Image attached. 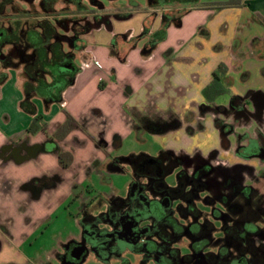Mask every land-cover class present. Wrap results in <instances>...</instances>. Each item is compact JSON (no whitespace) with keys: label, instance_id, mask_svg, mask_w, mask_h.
<instances>
[{"label":"crops","instance_id":"1","mask_svg":"<svg viewBox=\"0 0 264 264\" xmlns=\"http://www.w3.org/2000/svg\"><path fill=\"white\" fill-rule=\"evenodd\" d=\"M126 8L128 5L123 10ZM212 8L199 4L188 10L179 25L166 28L165 38L149 52L143 49L161 25L160 12L148 19L146 35L141 33L150 10H135L125 19L108 16L109 27L99 24L82 35L84 47L75 54L79 59L77 71L58 99L45 101L41 93L26 96L22 78L13 73L0 81V264L53 261L59 245L41 259L28 255L25 246L32 244L30 238L48 224L58 206L70 199L72 183L85 185L94 179L108 184L112 180L111 169L106 174L108 179L85 170L94 161L96 167L106 166L126 135L144 131L164 135L178 130L184 143L166 148L189 153L188 136L195 132L190 127L197 123L199 107L209 106L214 110L202 118L201 132H208L212 139L208 151L221 148L214 120L215 114L219 118L224 115L215 108H228L232 97L238 106L248 93L264 96V0H239L227 5L218 9L224 13L221 18ZM15 79L19 80L17 84ZM250 104L247 102L248 107ZM66 112L80 124L60 142L61 149L72 154L67 168L59 165L58 151L41 149L20 159L12 157L10 145L52 136ZM36 115L41 120L36 130L29 131ZM173 119L181 126H158L152 131L144 125L145 121ZM253 128L252 122L236 131L251 134ZM53 174L58 176L54 184L38 195H32L24 186L31 179H46ZM50 201L53 203L48 204ZM20 203L24 205L22 210Z\"/></svg>","mask_w":264,"mask_h":264},{"label":"trees","instance_id":"2","mask_svg":"<svg viewBox=\"0 0 264 264\" xmlns=\"http://www.w3.org/2000/svg\"><path fill=\"white\" fill-rule=\"evenodd\" d=\"M33 1L0 0V55L11 56L18 63L29 60L26 69L32 75V82H36L35 79L41 73H47L49 82L41 80L39 92L42 94V90L47 89L45 91L50 92L51 98L58 99L60 91L72 82L77 68L69 82H62L54 90L50 88L60 79L63 71L70 70L66 69V65L73 66L72 52L84 47L82 35L92 30L94 25L104 24L109 27V17L102 12L104 6L101 0H38V8L31 11ZM60 1L66 6L58 7ZM238 1L230 0L228 4L217 7L235 5ZM20 2L28 4L29 8L19 5ZM146 3L145 8L150 11L144 20L141 35H146L149 30L148 19L157 12L161 13V25L152 33L149 45L143 49L149 52L165 38L166 28L171 24L179 25L184 13L197 6L199 0H146ZM137 7L134 0H129L128 8L113 13V16L118 19L128 18ZM1 63L4 67H14L5 61ZM5 77L2 74L0 81ZM213 77H217V70L213 72ZM26 85L24 83V90H27ZM39 120L40 115L32 118L29 131L37 129L36 123ZM76 126L78 122L66 112L64 121L56 128L54 135L63 138ZM71 161L70 153L58 154L61 167H68ZM185 184L187 180L184 179L178 187H166L171 196L176 195L182 201L177 210L183 221L169 217L162 228L155 230L148 225L143 232L146 244L138 242L130 248L131 251L144 255L146 260H152L146 264H264V206L256 199L254 190L249 186H239L241 190L235 192L238 195L236 201H224L222 206L211 198V215L218 219L220 217L225 226L222 233H219L214 232L215 226L211 219L209 221L204 217L206 208L202 204H187L191 197ZM174 189L179 190V193L175 194ZM190 213L193 217L200 216V220L195 222L194 228L185 232L184 220H188ZM156 222L161 221L156 218L150 224L157 226Z\"/></svg>","mask_w":264,"mask_h":264},{"label":"flooded vegetation","instance_id":"3","mask_svg":"<svg viewBox=\"0 0 264 264\" xmlns=\"http://www.w3.org/2000/svg\"><path fill=\"white\" fill-rule=\"evenodd\" d=\"M72 53L71 64L73 66L70 65L69 67V65H66V69L68 68L70 70L61 73L60 79L51 86V90L60 86L62 82L70 81L71 75L77 68L74 61L76 51ZM1 61L12 64L14 66L13 69L21 67L18 73L20 76H23V84H27V90H25L26 96L29 97L35 93H40L38 88L42 82L41 80H47V73H41L35 79L36 82H32L30 79L32 75L26 69L29 60L25 63H18L11 56L0 55ZM47 81L49 82V80ZM39 95H42L41 97L43 98L45 97V101L51 98L50 92L45 90H42V94ZM245 97V99L242 98L238 106L233 104L235 98L232 97L228 108L224 106L222 108H215V111L224 115L219 118L217 117L218 114H215L214 120L220 135L221 148L207 150L205 153H203L204 150L198 148L191 149L189 153H175L172 151L169 153V159L167 160L150 161L152 165L149 162H140L137 170L141 174L137 180L131 181L132 184L126 202L120 205H112L109 209V216L106 219L102 215L84 216L78 223V233L67 235L65 240L59 243L60 250L54 252L55 258L53 261L49 260L44 264H54L53 262L55 261L57 262L56 264H79L90 249L96 250L102 257L104 255L103 251L106 250H110L109 253L115 252L118 254L119 250H124L125 247L130 249L138 242L143 245L146 244V239L143 238V232L146 231L148 225L155 230L162 228V224L167 223L169 217L171 219H181L177 208L178 204H181L182 201L176 195L171 196V192L166 187H178L180 181L184 179L187 180V184L184 187H188L191 197L187 200V204L193 202L192 204L194 206H200L202 204L206 208L204 217L208 218L209 221L211 219V222L215 226L214 232L222 233L221 231L225 226L222 220H220V217L219 219L212 217L211 198H213V202H219L222 206L224 201H236L238 195L235 192L241 190L239 186H249L254 190L256 199L262 203V194L259 193L258 188L254 185L264 179V96L259 93H248ZM247 102L252 105L250 104L251 106L248 107ZM211 110L213 111L214 109L209 106H200L196 116L197 123L194 127L190 128L193 130L203 129L204 126L201 120L206 115V112ZM252 122L254 123V128L251 134L248 131L242 134L236 131L239 126L243 125L248 127ZM156 123L160 125L161 129H176L181 126V122L175 119L167 122L145 121L144 125L147 128H151L156 126ZM77 127L80 128L79 123L74 128ZM64 137L59 138L53 133L52 136L46 135L44 139L38 142L28 143V141L21 140L10 145L9 152L12 157L17 159L32 155L41 149L58 151L59 153L68 152L71 154L70 150L63 151L61 149L60 142ZM1 152L0 154L3 155ZM220 153L222 154L220 155ZM223 153L229 157L231 153V157L235 156L238 160L243 159L247 162L245 164L237 162L236 160L231 162L229 157L222 156ZM95 164V161L91 162L86 168L85 173L88 174L89 169H91L94 171V175H101L103 178L108 179L106 174L109 172L110 165L96 167ZM149 165L151 166L149 167ZM92 166H95V168ZM61 168L65 169L67 167ZM174 170L177 175L176 184L174 186L167 185L165 176ZM57 177L56 174H53L46 179L34 178L29 180L24 186L31 191L32 195H38L44 189L52 186ZM73 184L75 183H72V196L68 200L67 205L77 206L78 209L75 212L79 213L83 207L88 206L85 199L88 198L91 190L88 184ZM176 193H179V190L175 191ZM227 196L228 199H226ZM190 214L191 216H188V220H184L186 222L185 232L194 228L195 222L200 220V216L193 217L194 215L192 213ZM156 218L161 221L156 222L158 227L150 224ZM98 219L101 220L95 223ZM181 220L183 221V219ZM99 223L103 225L100 226ZM80 247L85 248L84 252L79 260H75L73 256L76 253L75 251ZM148 260L143 255V263L146 264ZM125 264H129V262Z\"/></svg>","mask_w":264,"mask_h":264},{"label":"rangeland","instance_id":"4","mask_svg":"<svg viewBox=\"0 0 264 264\" xmlns=\"http://www.w3.org/2000/svg\"><path fill=\"white\" fill-rule=\"evenodd\" d=\"M37 1L38 0L33 1L34 7L31 8V11H35V8H38ZM101 1L104 6L102 12L109 17L112 16L115 11L123 10L125 5H128L129 3V0ZM134 1L138 5L136 9L137 12H140L141 9H145L147 5L146 0ZM229 1L230 0H199L198 5L200 4L213 6L212 10L213 12H215L214 15H217L218 18H221L224 14L222 11L223 9L218 8L217 6L226 5ZM19 5H23L24 7L29 8V5L24 2H20ZM61 6L64 7L66 5L62 1H60L58 3V7ZM134 20L136 19H132L131 22H135ZM127 21H124L123 24H127ZM136 25L137 27H139L138 20ZM78 53L79 51H76L75 54L77 55ZM74 61L76 65L79 64V59H74ZM20 70L21 67L17 69H11L9 67H4L0 62V76L4 74L9 77L13 73L16 78L22 77L23 79V76H20V74L18 73ZM18 81V79H15L16 84L18 83ZM157 126L160 125L156 123V126L151 127V130L154 131ZM201 130L195 129V132L188 136L189 145L190 149L196 147L200 150H204L203 153H205L208 150L207 148L212 139L209 136L208 132H203V135ZM183 139L184 137L180 132H178V130L168 132L164 135L153 134L149 133L148 131L141 132L140 134H138V132H132L126 135L123 138V141H121V144L115 147V150L111 154L109 162L106 164L110 165L109 168L113 170V173L110 175L112 180H110L108 184L106 182L101 183L100 180H98L96 183L94 179L92 181H88V184H90L89 189L91 190L88 194V198L85 199V201H87L88 203V206H86L85 208L83 207L82 211H80L79 213L75 212L78 209L77 206L71 204L67 205L68 200H66V202L60 207L58 206V209L54 213H52V217L49 219L48 224H46L45 221L46 225H44V227H41L38 231L36 230L37 232H35L34 235L30 238L29 241L32 242V244H30V246L28 245V247L27 245L25 246L27 254L33 256L34 259H41V257L45 258L47 254L50 255L51 251H48L51 248L57 247L59 245V242L63 241L67 235L78 233V223L86 215H102L103 218L106 219L109 216V209L112 205H120L126 202L130 191V186L132 184L131 181L133 182V180H137L138 176L141 174L137 170L138 164L140 162H149V160H155L156 158L160 157L161 159H169L168 154L166 156L164 155L166 152H172V150H167V145L170 144L173 147H177L180 144L184 143ZM221 154L222 153H220V155ZM222 156L229 157L228 155H225V153H223ZM229 160L233 162L235 160L237 161L238 158L235 156L231 157L230 153ZM149 164H151V162H149ZM151 165H149V167ZM176 180L177 175L175 170L165 176V182L167 185L174 186L176 184ZM255 186L256 188H258L259 193L262 194V203L264 205V179L261 182L256 183ZM51 203H53V201H50L48 204ZM23 206L24 205L20 203V210L24 208ZM100 220L101 219H98L97 221H95V223L99 222ZM99 225L102 226L103 224L99 223ZM42 230L43 234H41ZM109 252L110 250L103 251L104 255L101 257L96 250L90 249L79 264H124L125 261L129 262V264H144L143 255L131 251L130 249H128V247H125L124 250H119L118 254L115 252ZM53 263L56 264L57 262L55 261Z\"/></svg>","mask_w":264,"mask_h":264},{"label":"water","instance_id":"5","mask_svg":"<svg viewBox=\"0 0 264 264\" xmlns=\"http://www.w3.org/2000/svg\"><path fill=\"white\" fill-rule=\"evenodd\" d=\"M94 28H96V27H99V25H94L93 26ZM131 228H132V226H131ZM84 247H80L79 249H77L75 252V255L73 256V258L75 259V260H79L80 259V257H81V255H82V253L84 252Z\"/></svg>","mask_w":264,"mask_h":264},{"label":"built area","instance_id":"6","mask_svg":"<svg viewBox=\"0 0 264 264\" xmlns=\"http://www.w3.org/2000/svg\"><path fill=\"white\" fill-rule=\"evenodd\" d=\"M97 63V62H96Z\"/></svg>","mask_w":264,"mask_h":264}]
</instances>
